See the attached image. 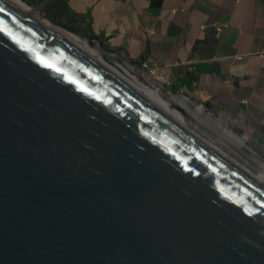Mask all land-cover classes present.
I'll list each match as a JSON object with an SVG mask.
<instances>
[{
  "label": "water",
  "instance_id": "water-1",
  "mask_svg": "<svg viewBox=\"0 0 264 264\" xmlns=\"http://www.w3.org/2000/svg\"><path fill=\"white\" fill-rule=\"evenodd\" d=\"M0 0V264H264V183ZM201 104V103H200Z\"/></svg>",
  "mask_w": 264,
  "mask_h": 264
},
{
  "label": "crops",
  "instance_id": "crops-1",
  "mask_svg": "<svg viewBox=\"0 0 264 264\" xmlns=\"http://www.w3.org/2000/svg\"><path fill=\"white\" fill-rule=\"evenodd\" d=\"M169 91L235 111L264 142V0H50ZM262 128V130H261Z\"/></svg>",
  "mask_w": 264,
  "mask_h": 264
},
{
  "label": "rangeland",
  "instance_id": "rangeland-1",
  "mask_svg": "<svg viewBox=\"0 0 264 264\" xmlns=\"http://www.w3.org/2000/svg\"><path fill=\"white\" fill-rule=\"evenodd\" d=\"M22 1L31 7L37 4L39 0ZM59 8L62 10L61 5L49 1L44 5V13L47 16L56 18L62 23L69 24L74 32L91 36V48L93 50L99 49L107 56L109 55L111 58H115L117 61H120L123 66L128 65L133 67V70L131 69L130 71L136 74L140 80L145 81L143 76L140 74L142 73L153 83L158 84L166 94L174 96L175 98L172 102H170L171 106L185 117V121L189 126L187 127L190 128L193 133L209 144H212L215 148L225 153L229 158L245 167L251 173L255 174V165L257 162L264 160V142L258 138L259 135L254 133L252 129L253 125H250L246 121L239 124L238 122H240V120L233 116V114H238L235 113V111L216 107L207 102H199L196 98H193L191 95H187L184 91L172 92L165 89L163 85L158 83L156 75L153 74V72L157 74V71H155L152 66L145 61L124 58L120 56L116 50L106 48L97 37L92 36L86 29L78 25L75 21H71L69 16H62V12H59ZM145 64H147L148 67H144L143 65ZM185 98L188 100H185ZM194 103H201L200 105L202 106L204 112L201 114L197 113L199 115L191 112L190 109H192ZM210 113L215 114L220 122L229 129L230 133L221 130L216 120L210 115ZM242 140H245V143H243ZM249 147L253 150L250 151ZM262 175V181L264 182V172Z\"/></svg>",
  "mask_w": 264,
  "mask_h": 264
},
{
  "label": "bare ground",
  "instance_id": "bare-ground-1",
  "mask_svg": "<svg viewBox=\"0 0 264 264\" xmlns=\"http://www.w3.org/2000/svg\"><path fill=\"white\" fill-rule=\"evenodd\" d=\"M7 1L11 3L13 6H15L16 8H18L19 10L23 11L24 13L29 14L30 16L34 18H37L40 20L42 19L40 18L41 16L37 14V12L32 7H29L22 0H7ZM45 21L48 26L56 30L57 33H59V35L63 39L68 41L71 45L74 46V48H76L79 52L85 55L88 59H90L95 64L101 66L102 68H104L111 75L118 78L124 84L132 88L135 92L141 94L142 96L147 98L149 101L156 104L174 122L181 125L183 128H187L191 131V129L188 128L189 126L187 125L188 123L185 121V117L180 112L173 109V107L171 106L170 102L173 101V99L175 98L174 96H170L166 94L158 84L153 83L148 77H146L142 73L140 74L143 76L145 81L140 80L136 74L130 71L131 69L133 70V67L128 66V65L123 66L120 61H117L115 58H111L109 55L107 56L105 53L101 52V50L99 49L93 50L91 48V42H88L86 38L78 36L77 34H74L67 30L54 27L53 25L50 24L48 20H45ZM186 99L187 98H185V100ZM190 111L194 112L196 115H199L197 113L201 114L202 112H204L202 106L198 103H194V106L192 107V109H190ZM210 115L216 120L221 130H223L224 132L230 133L229 129L223 123L220 122V120L216 117L215 114L210 113ZM242 142L245 143V140H242ZM249 149L250 151L253 150L250 147ZM240 166L243 167L242 165ZM255 167H256L255 174L251 173L245 167L243 168H245V170L253 174L257 179L262 181V177H263L262 174L264 172V160L257 162Z\"/></svg>",
  "mask_w": 264,
  "mask_h": 264
},
{
  "label": "built area",
  "instance_id": "built-area-1",
  "mask_svg": "<svg viewBox=\"0 0 264 264\" xmlns=\"http://www.w3.org/2000/svg\"><path fill=\"white\" fill-rule=\"evenodd\" d=\"M144 67H148L147 66V64H145V65H143ZM154 68V67H153ZM155 69V68H154ZM153 69V70H154ZM155 71H157L156 69H155ZM153 74H155L156 75V78H157V81H158V83L160 84V85H162L165 81H166V78L164 77V75H162L161 73H159L158 71H157V74L156 73H154L153 72Z\"/></svg>",
  "mask_w": 264,
  "mask_h": 264
}]
</instances>
